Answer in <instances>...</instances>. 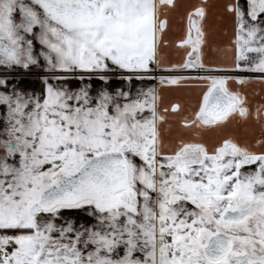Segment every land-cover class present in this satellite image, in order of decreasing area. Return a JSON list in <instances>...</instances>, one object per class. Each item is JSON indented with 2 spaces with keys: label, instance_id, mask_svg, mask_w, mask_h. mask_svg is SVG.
Segmentation results:
<instances>
[{
  "label": "snow or ice",
  "instance_id": "snow-or-ice-1",
  "mask_svg": "<svg viewBox=\"0 0 264 264\" xmlns=\"http://www.w3.org/2000/svg\"><path fill=\"white\" fill-rule=\"evenodd\" d=\"M179 7L0 0V264H264V102L245 90L264 83V0L216 10L217 63L202 0L165 65ZM170 86L196 102L166 104Z\"/></svg>",
  "mask_w": 264,
  "mask_h": 264
},
{
  "label": "crops",
  "instance_id": "crops-1",
  "mask_svg": "<svg viewBox=\"0 0 264 264\" xmlns=\"http://www.w3.org/2000/svg\"><path fill=\"white\" fill-rule=\"evenodd\" d=\"M226 0H208V4L212 7V14L209 16L208 25L210 30L213 31V45L206 49V62H221L227 57L231 56V53H226L223 51L225 45L229 42L232 32L231 25L227 21H220L217 18L216 10L221 8ZM180 7L170 13L169 20L170 26L166 31V38L171 42L170 45L162 50L161 57L165 65L172 63H181L185 58V50L176 46V42L179 38L183 37L185 34L186 25V12L190 10L193 6L202 3V0H178ZM217 25L220 27L217 28ZM227 28V31H225ZM221 49V50H217ZM169 74H179V75H196L195 71H186L182 73H169L166 71L157 70V72L152 75H169ZM244 75H253L252 73H241ZM35 79L34 77H29L26 83H31ZM75 83V82H74ZM119 82H114L118 84ZM150 83L155 84L157 81L152 80ZM31 86L39 88L40 84L37 80ZM245 90L248 93L250 102L253 107L256 104L264 102V83L252 82L245 86ZM165 97V103L174 102L179 100L185 105L194 104L198 98L199 89L187 88L183 86H170L162 90ZM250 129H255L256 133H259V125H256L254 121H249L247 125L243 122L234 121L232 125L229 126V131L234 132L241 139L251 138ZM178 129L174 126L171 134L174 136ZM208 136H214L215 133H208Z\"/></svg>",
  "mask_w": 264,
  "mask_h": 264
}]
</instances>
